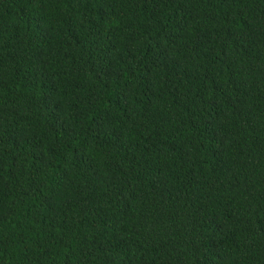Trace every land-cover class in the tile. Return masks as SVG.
Masks as SVG:
<instances>
[{
	"label": "trees",
	"instance_id": "1",
	"mask_svg": "<svg viewBox=\"0 0 264 264\" xmlns=\"http://www.w3.org/2000/svg\"><path fill=\"white\" fill-rule=\"evenodd\" d=\"M0 264H264V0H0Z\"/></svg>",
	"mask_w": 264,
	"mask_h": 264
}]
</instances>
